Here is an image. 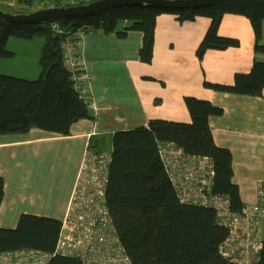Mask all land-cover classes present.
<instances>
[{
    "label": "trees",
    "instance_id": "1",
    "mask_svg": "<svg viewBox=\"0 0 264 264\" xmlns=\"http://www.w3.org/2000/svg\"><path fill=\"white\" fill-rule=\"evenodd\" d=\"M45 3V7L86 3L92 0H25ZM11 11V12H28ZM173 12L181 20L197 15L210 18V24L199 43V58L208 48L237 45V39L217 33L225 13L246 16L255 40L261 35L264 0H215L206 6L179 8L123 4L99 9L89 15L54 20L64 30L92 28L116 30L121 20L125 29L143 33L140 58L149 61L153 46L155 16ZM52 22V21H51ZM49 21L13 23L0 19V57H11L6 48L9 37L42 36L38 63L39 75L23 78L0 73V133L26 132L38 127L57 134H68L71 124L91 118L87 103L73 88L62 64L59 36ZM256 48L264 50V45ZM209 88L231 93L259 95L264 89V62L254 61L246 73L237 72L229 84L204 81ZM190 121L153 118L147 125L116 130L112 134L111 160L108 166L105 199L117 235L133 264H264V239L256 263H238L223 257L218 247L227 234L218 223L214 209L181 202L164 170L158 143L173 141L186 153L208 156L215 170L213 189L226 193L232 210L243 205L236 183L231 180V152L214 143L208 122L210 115L222 109L208 99L184 96ZM3 178L0 175V202ZM60 221L48 216L22 213L13 228L0 227V252L21 248L53 251ZM47 264H80L71 256L53 255Z\"/></svg>",
    "mask_w": 264,
    "mask_h": 264
},
{
    "label": "crops",
    "instance_id": "2",
    "mask_svg": "<svg viewBox=\"0 0 264 264\" xmlns=\"http://www.w3.org/2000/svg\"><path fill=\"white\" fill-rule=\"evenodd\" d=\"M127 24L121 20L113 31L88 29L80 38L91 118L73 122L65 135L38 127L0 133V227H15L22 213L61 219L87 149L111 152L114 131L147 125L153 118L190 121L186 95L208 99L222 109L208 117L213 141L231 152V180L242 203L255 199L257 183L264 181V89L259 95L231 93L203 82L229 84L235 73L248 72L255 60L264 62V50L256 48L264 45V19L256 41L246 16L223 14L217 33L237 39V45L208 48L199 58L196 49L210 18L181 20L176 13L160 12L149 61L139 54L142 31L123 30ZM37 71L28 78L39 75V63ZM261 231L264 239V225Z\"/></svg>",
    "mask_w": 264,
    "mask_h": 264
},
{
    "label": "built area",
    "instance_id": "3",
    "mask_svg": "<svg viewBox=\"0 0 264 264\" xmlns=\"http://www.w3.org/2000/svg\"><path fill=\"white\" fill-rule=\"evenodd\" d=\"M59 36L62 64L73 88L89 103L83 61L80 57L82 28L64 30L50 24ZM158 152L181 202L214 209L227 234L219 253L234 262L256 263L262 246L264 181L257 183L255 199L234 211L226 193L213 189L215 170L208 156L186 153L173 141L158 143ZM110 152H84L62 216L53 251L21 248L0 252V264H47L55 255L74 257L80 264H133L117 235L105 199Z\"/></svg>",
    "mask_w": 264,
    "mask_h": 264
},
{
    "label": "water",
    "instance_id": "4",
    "mask_svg": "<svg viewBox=\"0 0 264 264\" xmlns=\"http://www.w3.org/2000/svg\"><path fill=\"white\" fill-rule=\"evenodd\" d=\"M213 1L215 0H92L81 4L51 6L28 12H11L0 9V19L13 23L51 22L65 17L86 16L105 7L123 4L179 8L206 6Z\"/></svg>",
    "mask_w": 264,
    "mask_h": 264
},
{
    "label": "rangeland",
    "instance_id": "5",
    "mask_svg": "<svg viewBox=\"0 0 264 264\" xmlns=\"http://www.w3.org/2000/svg\"><path fill=\"white\" fill-rule=\"evenodd\" d=\"M6 1L0 2V9L7 11H30L39 9L45 4L41 1H33L30 4L18 0ZM72 1L74 2L76 0H61V3L64 4ZM42 40L43 37L39 35L29 39L14 36L9 37L5 46L6 48L14 50V56L0 57V71L16 76H26L27 78L36 76L37 73H35V70L38 72V57ZM263 225L264 219L260 224L261 229Z\"/></svg>",
    "mask_w": 264,
    "mask_h": 264
},
{
    "label": "bare ground",
    "instance_id": "6",
    "mask_svg": "<svg viewBox=\"0 0 264 264\" xmlns=\"http://www.w3.org/2000/svg\"><path fill=\"white\" fill-rule=\"evenodd\" d=\"M235 211V210H234Z\"/></svg>",
    "mask_w": 264,
    "mask_h": 264
}]
</instances>
